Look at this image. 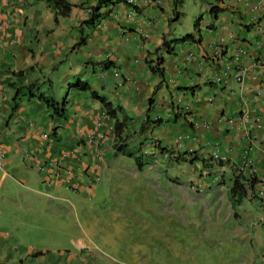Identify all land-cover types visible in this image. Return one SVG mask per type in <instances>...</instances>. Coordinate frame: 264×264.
Segmentation results:
<instances>
[{
    "label": "crops",
    "instance_id": "crops-1",
    "mask_svg": "<svg viewBox=\"0 0 264 264\" xmlns=\"http://www.w3.org/2000/svg\"><path fill=\"white\" fill-rule=\"evenodd\" d=\"M64 1L66 17H57L47 0H0V152L9 157L27 149L43 172L37 179L55 194L67 183L88 186L78 175L93 182L101 170L112 172V151L116 159L131 158L134 179L146 174L153 182L159 163L201 160L198 176L180 189V205L188 216L201 208V218L217 206V221L228 226L215 227L216 234L235 251L249 248L252 264H264V0ZM99 1L106 4L97 22L83 25ZM215 6L217 16L210 14ZM187 35L192 40L180 42ZM81 36L85 43L78 45ZM241 69L245 77L236 82ZM46 100L56 103V112ZM116 121L126 122L123 142L114 138ZM99 134L97 158L88 136ZM131 148L137 152L125 153ZM208 177L221 191L216 201L207 194ZM8 181L15 176L0 165V199ZM33 194L52 199L48 192ZM26 202L20 199L18 208L34 210ZM9 219L0 200V221ZM7 237L0 232V264H39L41 252L20 256L21 240L4 242ZM70 241L82 253L91 250L83 240Z\"/></svg>",
    "mask_w": 264,
    "mask_h": 264
},
{
    "label": "rangeland",
    "instance_id": "rangeland-1",
    "mask_svg": "<svg viewBox=\"0 0 264 264\" xmlns=\"http://www.w3.org/2000/svg\"><path fill=\"white\" fill-rule=\"evenodd\" d=\"M181 22L183 26L188 24L186 18ZM5 143L15 145L16 141L6 138ZM67 143L75 147L82 161L90 163L77 142ZM13 150H17L16 146ZM131 151L137 149L125 153ZM6 153L0 152V165L15 176V181H8L2 189L6 193L0 199L1 210L10 219L0 221V232L8 234L4 242L18 236L20 256L37 249L42 254L39 264L42 261L44 264H252L249 248L243 247L242 253L235 251L225 237L216 234L217 227L228 226L227 222L217 221V206L201 218V208L198 213L192 208L188 216L179 203L180 189L189 183L191 176H198L201 160L159 163L161 169H157L153 182L146 174L134 179L128 170L131 158L125 155L116 159L112 151V172L101 170L93 182L78 175L77 181L88 186L81 190L79 184L67 183L55 194L54 188L37 179L43 172L37 170L32 155H26L27 149L9 157ZM206 185L211 187L207 194L216 201L221 191L210 177ZM33 191L48 192L52 199L36 198ZM55 196L69 201L54 199ZM22 198H27L26 203L35 211L20 210L17 202ZM34 230L38 231L32 234ZM70 237L83 240L91 250L80 252ZM70 253L75 257L69 259Z\"/></svg>",
    "mask_w": 264,
    "mask_h": 264
},
{
    "label": "trees",
    "instance_id": "trees-1",
    "mask_svg": "<svg viewBox=\"0 0 264 264\" xmlns=\"http://www.w3.org/2000/svg\"><path fill=\"white\" fill-rule=\"evenodd\" d=\"M49 3H52L55 7V9L57 10V17H66L70 11V6L64 1V0H47ZM106 4V1H99L97 6L92 8L90 10L89 16L87 18V20L85 22H83V25H87V26H94L95 22H97L98 20V13L100 11V9ZM176 6H181L182 1L181 0H177L175 2ZM221 12V9L218 8L217 6L212 7L210 9V14L217 16L219 13ZM192 40V36L191 35H187L184 36L180 42H188ZM85 43V36H81L80 42L78 45H82ZM155 70V69H154ZM158 70V69H156ZM155 70V71H156ZM75 87L81 89L82 91H85L87 89V86H79L76 85ZM47 106L50 107L51 109L54 110V112L57 111V105L56 103H54V101H45ZM100 103L102 104L105 112L107 113V115L111 118H114V114H115V110H113L111 108L110 103L105 102L103 99H100ZM126 127V122L122 121V122H115L114 126H113V132H114V138L117 142H123L125 141V137L123 136L124 130ZM236 188L240 189V184H238L237 182H235V186H234V190H236Z\"/></svg>",
    "mask_w": 264,
    "mask_h": 264
},
{
    "label": "built area",
    "instance_id": "built-area-1",
    "mask_svg": "<svg viewBox=\"0 0 264 264\" xmlns=\"http://www.w3.org/2000/svg\"><path fill=\"white\" fill-rule=\"evenodd\" d=\"M260 7H261V5L259 6V8ZM0 31H1V26H0ZM219 53H220V51H218L216 53V55H219ZM242 54H243V52L242 51H239L237 55L239 56V55H242ZM229 72H230V68H229V66H226L225 71H224V75H228ZM245 74H246L245 70H243V69L238 70L236 72V74H234L233 79L236 82H241L243 80V78L245 77ZM101 123H102V118L96 121V126L97 127L100 126ZM103 138H104V135L103 134H99L98 138H96L93 135H89L88 136V143L95 147V151L97 152V158H98L99 155H101L100 154L101 152H100L99 147H98V141L100 139H103ZM261 182H264V180L262 179ZM195 189L198 190V191H201V186H197V188H195Z\"/></svg>",
    "mask_w": 264,
    "mask_h": 264
}]
</instances>
